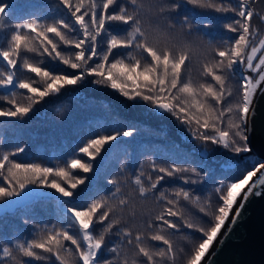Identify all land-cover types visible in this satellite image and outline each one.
Here are the masks:
<instances>
[{"label":"snow or ice","instance_id":"snow-or-ice-1","mask_svg":"<svg viewBox=\"0 0 264 264\" xmlns=\"http://www.w3.org/2000/svg\"><path fill=\"white\" fill-rule=\"evenodd\" d=\"M253 2L151 0L146 7L143 0H44L42 4L35 0H0V101L7 105L0 106V118L23 120L46 97L92 78L91 83L111 89L133 105H146L153 114L173 117L191 141L202 146L195 156L182 154V163L161 166L150 161L147 175L141 166L131 180L135 187L127 194L120 178H106L112 188L103 194L96 183L109 158L128 153L121 141L132 137L134 131L124 129L119 121L111 131L90 136L73 149L63 166L14 159L25 153L24 146L0 150V203L15 200L16 206L24 208L40 198L54 203L55 215L54 223L33 220L32 238L0 247V264H129L125 246H134L131 264H175L184 251L176 246V239L191 242L185 229L200 234V242L192 245L186 264H201L241 193L244 195L231 226L239 220L250 196L264 194V162L253 163L242 178L227 183L221 180L214 189L218 197L215 208L210 198L201 205V197L192 190L163 188L162 182L178 178L185 185H196L210 176L213 170L206 163L208 152L204 147L209 144L235 157L252 151L254 99L258 90L264 92V36L257 41L252 21L259 14L249 7ZM182 4L235 17L224 24L235 38L225 39L224 47H215L205 55L197 79L188 67L198 51L190 39L195 38L192 18L185 16L177 24L165 15L176 12ZM114 6L118 11H110ZM151 13L165 19L166 27L154 26L150 19L146 27V14ZM259 19L264 22V15ZM112 25L126 27L114 32ZM209 26L203 24L204 28ZM177 28L183 37L180 43L175 38ZM60 66L72 72L60 70ZM237 74L239 99L233 102L232 80ZM18 96L27 103L18 101ZM120 171H125L123 166ZM257 173L260 175L250 184ZM136 202H151L159 210L137 213ZM188 205H200L198 214ZM137 215L140 223L134 232L125 225L135 221ZM204 218L212 223L205 226ZM97 225L101 226L99 235L95 234ZM108 236L117 240L106 244ZM105 250L111 258L102 259Z\"/></svg>","mask_w":264,"mask_h":264},{"label":"trees","instance_id":"trees-1","mask_svg":"<svg viewBox=\"0 0 264 264\" xmlns=\"http://www.w3.org/2000/svg\"><path fill=\"white\" fill-rule=\"evenodd\" d=\"M35 2L42 4L44 0H35ZM119 2H123V0H119ZM143 2L147 7L151 0H143ZM171 2L173 0H169V3ZM231 2L235 3L236 0H231ZM249 7L259 15H264V0H255L249 4ZM110 11H118V8L114 6ZM146 15V27L149 19L154 26L158 24L161 28L166 27L167 21L159 15L155 13ZM165 15L177 24L181 23L185 16L192 18L195 38L190 39H193L194 48L198 49L188 65L193 79L199 78L200 62L205 55L211 53L215 47H224L223 41L225 39L235 38V34L228 33L224 28V24L235 19L232 13L218 14L212 11L193 9L190 5L182 4L176 12ZM259 15L254 16L252 21L253 27L258 32L257 41L260 36H264V22L260 21ZM47 18L50 22L51 17ZM205 23H209L210 26L204 28L203 24ZM111 27L114 32H120L126 26L112 25ZM175 38L177 43L183 39L179 35L178 28L175 30ZM32 59L38 60L39 58L32 57ZM45 60L47 61V58ZM60 70L72 72L71 69H64V66H60ZM24 75L31 74L24 73ZM91 80L92 78H88L80 85L63 89L56 96L46 97L40 104L35 105L33 111L23 120L0 118V136L3 137V140H0V150H14L17 145L24 146L26 147L25 153L14 157V159L20 162L41 163L51 167L63 166L64 162L71 157L70 153H73V149L85 142L90 136L111 131L114 122L119 121L124 129L133 130L134 134L130 138H122L121 143L128 148L127 155L118 153L114 158H109L107 168L101 174L99 181H96L95 175L90 174L92 180L96 181L98 188L103 190L101 194L112 188L106 183V178L122 179L123 191L127 194L135 187L131 184V180L141 170V166L147 175L151 172L150 161L154 160L161 166H167L174 161L182 163V154L191 153L195 156L201 151L200 142L191 141L187 131L173 117L153 114L150 107L146 105H133L119 97L111 89L91 83ZM239 83L240 77L237 74L232 80L234 94L231 99L233 102L239 99L236 95ZM0 93H3V90H0ZM17 99L22 103H27L22 96H18ZM0 106L7 107L3 101H0ZM67 143L70 146H67ZM204 147L207 148L208 152L206 163L213 170L210 176H205L204 180L196 185H185L178 178H170L162 182V187L169 189L183 187L192 190L194 194L200 197L208 196V199L210 198L213 203L218 198L214 189L221 180L227 183L242 178V173L249 170L248 167L252 163L258 161V157L251 153L235 157L233 154L224 152L210 144ZM51 157L53 159H50ZM121 166L125 169L123 173L120 171ZM184 166H194V164H185ZM76 174L83 175V173L78 172ZM41 191L50 192L51 190ZM36 201L35 205L29 203L24 208L17 207L14 212L0 216V247L11 244L17 239L32 238L33 220L42 223L55 222L54 203L45 202L40 198H36ZM202 204L203 201L201 200ZM199 206L188 205V208L198 214ZM135 209L139 213L142 210L154 209V205L151 202L144 204L136 202ZM154 210L158 211L159 209ZM25 219L29 221L27 224L24 223ZM139 223L140 216L137 215L135 221L125 226L133 228L135 232ZM211 223L210 219L204 218L205 226ZM96 227L95 234L99 235L101 226L97 225ZM183 232L190 235L191 242L176 239V246L178 248L183 247L184 251L178 254L175 264H186V259L192 251V245L200 242V234L188 229L183 230ZM107 238L109 236L106 237V240ZM148 243L155 244V242ZM125 250L129 257V264H131L135 251L134 246H125ZM108 258H111V254L105 250L102 259ZM18 259L23 258L18 256ZM39 262L33 261L31 264H50L49 261Z\"/></svg>","mask_w":264,"mask_h":264},{"label":"water","instance_id":"water-1","mask_svg":"<svg viewBox=\"0 0 264 264\" xmlns=\"http://www.w3.org/2000/svg\"><path fill=\"white\" fill-rule=\"evenodd\" d=\"M254 112L255 115L251 119L250 153L258 157L259 162H264V92L260 90L254 99ZM259 175L260 173L257 177ZM244 191L246 192L247 188ZM243 195L244 193L237 200L229 219L201 264H264V194L260 197L250 196L239 220L231 226V218Z\"/></svg>","mask_w":264,"mask_h":264},{"label":"rangeland","instance_id":"rangeland-1","mask_svg":"<svg viewBox=\"0 0 264 264\" xmlns=\"http://www.w3.org/2000/svg\"><path fill=\"white\" fill-rule=\"evenodd\" d=\"M67 146H70V144H68L67 143ZM72 154L73 153H70V156H72ZM50 159H53V157H51ZM86 159V158H85ZM253 164V163H252ZM252 164L248 167V169H250L251 168V166H252ZM242 174H246V171L244 172V173H242ZM259 173H257V175H258ZM156 174L155 173H153V177L155 176ZM243 176V175H242ZM257 177V176H256ZM256 177H253V180L252 181H254V179L256 178ZM252 181H250L249 183H251ZM106 187V186H105ZM246 189V188H245ZM34 191H37V192H39V191H41V190H34ZM243 194V192L241 193V195ZM240 198V197H239ZM238 198V199H239ZM206 199H208V196H204V197H201V200L204 202ZM237 199V200H238ZM217 202H218V198H216L215 200H214V202H213V208H215L216 206H217ZM219 203H221L222 204V201L221 202H219ZM18 206H16V202H15V200H13V201H7V202H3V203H0V216L1 215H5V213H12V212H14L15 210H16V208H17ZM235 207V206H234ZM230 216V215H229ZM117 240V238L116 237H114V236H109V238H107V240H106V244H111V243H114L115 241ZM214 243V242H213ZM207 254V253H206ZM54 259V258H53ZM43 261H40L39 263H42Z\"/></svg>","mask_w":264,"mask_h":264}]
</instances>
